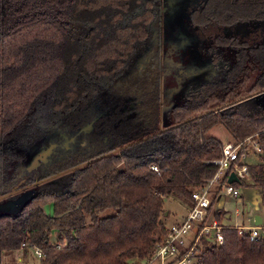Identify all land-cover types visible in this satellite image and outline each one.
<instances>
[{
	"label": "trees",
	"instance_id": "trees-1",
	"mask_svg": "<svg viewBox=\"0 0 264 264\" xmlns=\"http://www.w3.org/2000/svg\"><path fill=\"white\" fill-rule=\"evenodd\" d=\"M179 2L186 29L197 1ZM163 4L0 0V196L26 184L34 191L19 212L0 214V252L38 248L40 264L148 261L170 227L165 198L194 206L193 193L214 177L213 162L227 141L255 137L260 144L262 161L248 165L249 180L233 185L264 195V107L244 100L264 90V36L253 44L224 37L231 54L205 80L194 73L190 52L179 47L177 24L167 26L173 20L169 12L162 15ZM200 5L204 22L230 28L255 20L264 27V0ZM170 59L180 64L166 85L162 62ZM169 89L173 98L164 95ZM81 109L91 115L101 110L90 118L94 141L58 150L70 115ZM34 145H53V152L42 169L28 172ZM61 156L71 160L51 165ZM63 171L51 183L59 186L35 184ZM216 200L212 196L211 210ZM47 202L52 217L43 211ZM221 213L214 216L223 224ZM222 234L220 245L200 238L195 264H264V236L252 241L232 228Z\"/></svg>",
	"mask_w": 264,
	"mask_h": 264
},
{
	"label": "built area",
	"instance_id": "built-area-1",
	"mask_svg": "<svg viewBox=\"0 0 264 264\" xmlns=\"http://www.w3.org/2000/svg\"><path fill=\"white\" fill-rule=\"evenodd\" d=\"M254 138L248 137L239 143H226L222 156L213 162L217 166L214 177L193 193L194 206L190 207L188 215L181 222L169 227L165 238L156 245L150 260L141 264H195L200 238L210 237L220 245L224 241L222 231L226 228L237 230L239 235L248 234L252 241L259 239L258 231L261 227L220 224L214 216V206L212 210L210 208V191L213 187L217 199L222 189L234 197L240 196L238 188L230 184L228 179L233 173L240 182L249 180L248 165L251 162H247V159L252 158L255 163L262 161L260 156L263 150ZM153 169L157 171V167ZM33 252L37 258L43 257L38 248L33 249Z\"/></svg>",
	"mask_w": 264,
	"mask_h": 264
},
{
	"label": "rangeland",
	"instance_id": "rangeland-1",
	"mask_svg": "<svg viewBox=\"0 0 264 264\" xmlns=\"http://www.w3.org/2000/svg\"><path fill=\"white\" fill-rule=\"evenodd\" d=\"M170 19L173 20V22H171L170 25H167L168 27L174 26L175 24L182 25L183 24L182 22L185 21L184 10L174 11L173 13H171ZM167 52H169V50ZM167 55L168 53H166L164 57H166ZM173 63L174 62H171V59L169 61L162 62L163 69L161 72V80L164 83L166 82V85H167V82L173 83L171 79H173V75L175 73L174 70L176 69V66H174ZM177 90L178 88L174 89V91L176 92ZM168 93H169V97H172V98L175 95L171 89H169L167 93L165 92L164 95H168ZM242 98L243 97H240V99ZM252 98L253 96L245 98L244 100H249ZM253 102L255 104H258L264 107V96L256 97V99H253ZM95 107L92 109H96ZM100 111L101 110L98 109L94 115H91L88 113L89 112L88 110L81 109V112H77L75 114L73 113L72 115H70V118L68 119V122L62 131V133L64 134L62 135V142L58 143L59 144L58 150H64V149L68 150V147L73 146V145L76 146L74 149L78 150L77 146L79 145H81V147L84 146L85 142L80 140L82 135L80 134V136L75 137V138L74 136L77 134V131H79L78 129L87 125V123H90L91 122L90 118L91 117L96 118L95 115L98 114V112ZM170 123H171L170 120L168 121L166 119L165 121L164 119L165 125H168ZM219 129L222 133L221 135L223 136V138H227L224 134L225 132L220 127H216V129H214V132L216 130L219 131ZM60 147H63V148L61 149ZM69 155L71 157H74L75 153L69 154ZM67 157L68 156L66 157L61 156L60 158H57L56 160H54L51 165L58 167L61 164L67 163L71 160V158H67ZM247 162L253 163L255 162V160L252 158H248ZM42 168L43 166H40V169ZM56 179L57 178L51 179V181H48L47 183L51 184L52 181H58ZM47 183H42L41 187L42 188L45 187ZM60 184L61 183H58L55 185L51 184L50 186L49 185L48 186L51 188V186H56V185L59 186ZM238 191H240V196L234 197L233 195L228 194L225 190L222 189L220 191L221 193H219V196H218L219 198L216 200L215 205H214L215 211L221 208L222 215L219 214L221 215V217L222 216L224 217L225 214L226 215L231 214L232 219H231V222H229V224H237L241 226L242 225L241 223L245 222L246 226L255 227L256 226L254 222L255 217L258 216V212H260V209L264 208V195L261 194L260 190H258L257 188L253 186L238 188ZM210 192H211V196L216 197L215 187H213ZM42 208H43L44 213L52 217L54 213H53V207L51 203L49 202L45 203L42 206ZM165 208L168 209V211H170V215L168 216L169 218L167 217L168 218L167 223L168 225H170V227L176 223L174 221V218L176 217L181 218L182 217L181 215L185 214L186 211H188V209L186 208V205L183 202H181L180 200L172 196L165 198ZM247 219H249L250 222H248ZM258 233L259 235L264 236L263 227L260 228ZM57 235H58V232L56 230H53L50 239L52 241L55 240ZM39 260L40 259L35 256L33 250H31L30 248H27L26 250L22 249V250H17V251L0 252V264H40ZM141 263L142 261L140 260H134L130 262V264H141Z\"/></svg>",
	"mask_w": 264,
	"mask_h": 264
},
{
	"label": "flooded vegetation",
	"instance_id": "flooded-vegetation-1",
	"mask_svg": "<svg viewBox=\"0 0 264 264\" xmlns=\"http://www.w3.org/2000/svg\"><path fill=\"white\" fill-rule=\"evenodd\" d=\"M194 0H190L192 3ZM197 2L191 5L190 7V21L188 22V28L184 29L183 25H178L176 27V34L179 39V47L184 48V50L190 52V59L193 62L194 68H195V74L198 75L199 78H203L205 80H208V77L210 74H215L217 69L221 70V67H224V62H221L219 60L225 59V54L229 55L231 54L230 49H224V37L231 41H238V44H253L254 40H256V37L264 36V27H262V24H260L258 21H248V22H241L237 26H230V28L223 27V22L219 21H212V20H206L205 22L203 20L198 19V13L202 12L203 8L200 5V0H196ZM166 7L165 4H163L162 7V15L163 12L166 13H173L174 11H178L181 5V2L179 0H166ZM200 18V17H199ZM182 31L183 36L179 34V32ZM180 62L178 61L176 63V69ZM174 70V72L176 71ZM214 69L216 70L214 72ZM183 73V69L179 70V74ZM180 77V76H179ZM200 80V79H199ZM251 95V93H250ZM252 99H256V97H253ZM163 101L161 102V104ZM161 114V110H160ZM90 130H94L92 128V124L87 123V125L81 127L79 131H77V134L74 136L78 137L80 134L82 135L80 140L90 143L91 141H94V132H91ZM84 136V137H83ZM83 143V142H82ZM86 143V144H87ZM81 144V143H80ZM36 145H34L35 147ZM75 146V145H74ZM32 147L30 149V152L28 155L32 152ZM38 148H47L46 146H36ZM53 150L50 153V156L46 159L45 163L47 164L49 158L51 157ZM27 155V156H28ZM40 168V164L38 165ZM47 178V177H46ZM42 178V179H46ZM40 180V179H37ZM48 182V181H47ZM45 182V183H47ZM58 181H54L56 183ZM29 184L25 185V188L20 189L17 193L14 195H9L8 197H5L4 200L0 202H7V201H15L17 200L21 194L32 190V187H28ZM47 185H51L48 184ZM41 186V185H40Z\"/></svg>",
	"mask_w": 264,
	"mask_h": 264
},
{
	"label": "water",
	"instance_id": "water-1",
	"mask_svg": "<svg viewBox=\"0 0 264 264\" xmlns=\"http://www.w3.org/2000/svg\"><path fill=\"white\" fill-rule=\"evenodd\" d=\"M179 34L181 36H183L184 34H182V31L179 32ZM259 97V96H264V90L262 92H256L255 94H252L250 97ZM47 148H38V147H34L32 149V152L27 156V161H26V170L28 172L31 171H35V169H38V165L39 164H43L45 163L46 159L50 156L51 151L53 150V145L50 146H46ZM126 148V147H125ZM120 149H117V151H119ZM83 163L73 167L72 169L75 168H79L82 167ZM71 170V169H68ZM67 171H63L60 173H56V174H51V176L47 177L46 179H40V180H36L35 184L36 185H41L42 183H45L47 181H51V179L54 178H58L61 175L66 174ZM228 182L230 184H240L241 182L239 181V179L237 178L236 175H234L233 173L230 174V177L228 179ZM34 184V186H35ZM32 186V185H31ZM29 186V187H31ZM20 190H13L10 193L4 194L3 196H0V201L4 200L5 197H8L9 195H14L15 193H17ZM34 196V191L30 190L27 191L23 194L20 195V197L15 200V201H7L4 203H0V214H16L17 212L20 211V209L31 199V197ZM250 209V207H249ZM166 214H168V212H166ZM255 225L257 227H260V225H262L261 222V218H259V216L255 217Z\"/></svg>",
	"mask_w": 264,
	"mask_h": 264
},
{
	"label": "crops",
	"instance_id": "crops-1",
	"mask_svg": "<svg viewBox=\"0 0 264 264\" xmlns=\"http://www.w3.org/2000/svg\"><path fill=\"white\" fill-rule=\"evenodd\" d=\"M187 209H188V207H186ZM169 212V215H170V211H168ZM188 212H189V209H188V211H186V213L185 214H182L180 217L181 218H174V221L176 222V223H178V222H180L182 219H184L187 215H188ZM166 216H168V214H166ZM258 216H259V218H261V222H262V225H260V227H263V229H264V208H262V209H260V212H258ZM169 218V217H168ZM168 218H166L167 220H168ZM224 220H222V223L224 224V225H226V226H228V225H236V226H240V225H237V224H229V222H231V214H228V215H226L224 218H223ZM226 221V222H225ZM247 221L248 222H250V220L249 219H247ZM167 222V221H166ZM242 225L240 226V227H244V226H246V224H245V222L243 223H241ZM167 225H168V223H167ZM170 226V225H169ZM246 227H248V226H246ZM252 227H254V226H252ZM255 227H257V226H255ZM260 236H262V235H260Z\"/></svg>",
	"mask_w": 264,
	"mask_h": 264
}]
</instances>
